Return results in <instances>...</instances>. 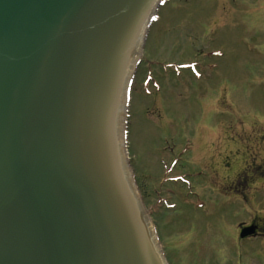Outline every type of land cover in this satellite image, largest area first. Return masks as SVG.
I'll use <instances>...</instances> for the list:
<instances>
[{
  "label": "water",
  "instance_id": "95a60500",
  "mask_svg": "<svg viewBox=\"0 0 264 264\" xmlns=\"http://www.w3.org/2000/svg\"><path fill=\"white\" fill-rule=\"evenodd\" d=\"M161 2L0 0V264H169L125 130Z\"/></svg>",
  "mask_w": 264,
  "mask_h": 264
},
{
  "label": "rangeland",
  "instance_id": "374dc122",
  "mask_svg": "<svg viewBox=\"0 0 264 264\" xmlns=\"http://www.w3.org/2000/svg\"><path fill=\"white\" fill-rule=\"evenodd\" d=\"M155 12L127 110L129 162L141 196L169 264L209 257L211 264H257L256 256L227 252L221 243L219 253L211 251L205 225L195 223L189 204L199 189L213 196L200 184L228 182L206 160L238 167L246 150L252 151L251 163L258 155L257 138L264 134V0H166ZM247 140L251 149H245ZM184 168L191 174L185 181L178 177ZM243 244L263 247L258 240Z\"/></svg>",
  "mask_w": 264,
  "mask_h": 264
},
{
  "label": "flooded vegetation",
  "instance_id": "af4514ba",
  "mask_svg": "<svg viewBox=\"0 0 264 264\" xmlns=\"http://www.w3.org/2000/svg\"><path fill=\"white\" fill-rule=\"evenodd\" d=\"M210 130L216 133L217 126L211 125ZM257 139L256 153L258 155L254 156L252 163L250 162V153L252 152L250 150H246V154H248L245 156L244 164L238 167H233L232 163H230V167L229 165L221 167V164L218 166L216 162L212 163L205 159L213 168V173H216L217 176L221 171L223 179L228 182L223 186L217 182L200 184V186L209 187L213 196L206 192L203 194L199 189L195 193L194 202L189 204V207L193 213H196L195 223L205 225V230L210 237L209 248L211 251L219 253L218 245L221 243L222 249L227 252L233 253L236 250L241 256L246 251L247 254L256 256L255 258L260 260V262L257 261V264H264V253H261L264 251V134ZM234 140L236 141L237 137ZM190 141L192 142V140ZM190 141L189 138H185L186 143ZM246 143L245 149H251L248 145L249 140ZM190 175V172L184 168L178 177L185 181ZM182 187L185 185L183 184ZM200 211H206V214L197 216ZM245 215L248 219H245ZM239 218L241 220H238ZM209 228H213L214 232H211ZM233 228L235 232L232 231ZM245 228H251L252 232L243 237L242 232ZM245 240L251 244L258 240L262 242L263 247H250V249L248 246H244ZM183 245L184 242L181 243L182 247L179 245L181 250H183ZM198 264H211L210 257L208 260H201Z\"/></svg>",
  "mask_w": 264,
  "mask_h": 264
},
{
  "label": "bare ground",
  "instance_id": "6f19581e",
  "mask_svg": "<svg viewBox=\"0 0 264 264\" xmlns=\"http://www.w3.org/2000/svg\"><path fill=\"white\" fill-rule=\"evenodd\" d=\"M157 228H158V226H157ZM158 230H159V228H158ZM159 232V231H158ZM160 234V233H159ZM160 236V235H159Z\"/></svg>",
  "mask_w": 264,
  "mask_h": 264
}]
</instances>
